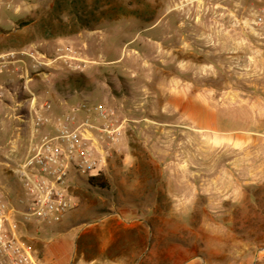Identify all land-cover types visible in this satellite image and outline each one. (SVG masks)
<instances>
[{
	"label": "rangeland",
	"instance_id": "rangeland-1",
	"mask_svg": "<svg viewBox=\"0 0 264 264\" xmlns=\"http://www.w3.org/2000/svg\"><path fill=\"white\" fill-rule=\"evenodd\" d=\"M253 2L0 0V57L49 60L35 94L63 104L61 114L103 103L128 121L108 186L73 171L62 222L21 228L41 264H264V46L246 28ZM9 69L2 101L10 89L24 100L20 83L6 84ZM11 175L18 183L2 181ZM0 180L13 201L24 197L18 176L0 168Z\"/></svg>",
	"mask_w": 264,
	"mask_h": 264
},
{
	"label": "built area",
	"instance_id": "built-area-1",
	"mask_svg": "<svg viewBox=\"0 0 264 264\" xmlns=\"http://www.w3.org/2000/svg\"><path fill=\"white\" fill-rule=\"evenodd\" d=\"M246 28L264 46V0L252 3ZM27 58L34 59L27 53L19 58L16 54L0 57L1 73L21 65L27 97L17 101L12 110L20 125L31 127L22 155L16 141L10 142L8 148L0 147L1 172L18 176L24 190V197L15 202L0 180V264H41L22 240L21 228L33 222L47 226L60 224L74 206L69 194L70 174L74 171L90 179L103 173L128 122L120 120L116 111L103 103L83 102L71 113L54 118L45 115L53 105L48 101L39 103L28 85L40 73L49 79L51 74L45 70L49 60H32V72ZM3 98L1 93L0 99ZM46 127L50 130L37 138Z\"/></svg>",
	"mask_w": 264,
	"mask_h": 264
},
{
	"label": "crops",
	"instance_id": "crops-1",
	"mask_svg": "<svg viewBox=\"0 0 264 264\" xmlns=\"http://www.w3.org/2000/svg\"><path fill=\"white\" fill-rule=\"evenodd\" d=\"M14 68V69H13ZM15 68H17V66H14V67H10V71H9V76L6 78V84H8V86L12 85V84H17L20 83V86L22 85V87L24 86V83H23V74H18L16 71H15ZM12 69V70H11ZM31 84L32 82L28 85V87L30 88V90L33 92L32 88H31ZM0 87L2 88L3 85H0ZM14 90H9L8 91V94H9V99H6L7 103L2 101H0V115L2 114V118H0V138L1 139H9L10 138H14V141H16L19 145V153L20 155H22L21 153H24L22 152V150L26 147L28 141H29V138H30V132H31V127L29 125H20L19 121L17 119H15L13 116H12V103L13 101L17 102L16 101V98H17V93L15 92ZM23 92H25L23 90ZM1 93H3L4 95V98H5V93L4 91H2ZM0 93V94H1ZM37 95V99H38V102L39 103H42V102H46L48 101V98L49 96H47L46 93H39V94H36ZM15 99V100H14ZM10 103V105H8ZM22 104L25 106L26 103L22 101ZM78 105L76 106H73L72 107V111H75L76 108H77ZM64 110V106L63 104H56L52 110L50 111H46L45 112V115L49 116V117H57L59 115H62V111ZM25 129H27L28 131V136L25 138L23 137V131L25 132ZM50 130V127H46L44 128L42 131L43 132H48ZM16 134V137H14L13 135ZM9 135V136H8ZM24 147V148H23ZM15 178L13 177V175L11 176H4L2 178V181L5 182L7 184H11V183H15L17 182L16 179L14 180ZM18 183V182H17ZM7 184H4V187L7 188ZM16 186V185H15ZM11 190L8 189V192H10ZM32 225V224H31ZM34 226H38L36 223L33 224Z\"/></svg>",
	"mask_w": 264,
	"mask_h": 264
},
{
	"label": "trees",
	"instance_id": "trees-1",
	"mask_svg": "<svg viewBox=\"0 0 264 264\" xmlns=\"http://www.w3.org/2000/svg\"><path fill=\"white\" fill-rule=\"evenodd\" d=\"M104 173V172H103ZM103 173H100L98 176L96 177H92L89 179V182L92 186H100L102 188H105L108 186V184L106 183V181H104L102 175Z\"/></svg>",
	"mask_w": 264,
	"mask_h": 264
}]
</instances>
